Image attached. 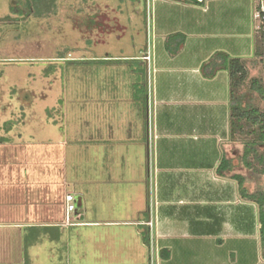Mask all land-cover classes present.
<instances>
[{
    "label": "crops",
    "instance_id": "1",
    "mask_svg": "<svg viewBox=\"0 0 264 264\" xmlns=\"http://www.w3.org/2000/svg\"><path fill=\"white\" fill-rule=\"evenodd\" d=\"M260 4L153 0L150 65L143 34L126 54H98L106 40L94 33L87 54L57 58L68 66L54 76L63 105L42 110L46 135L13 151L12 128L1 136L0 264H34L36 247L49 258L74 238L88 241L90 264H152L150 236L153 264H264L256 206L241 201L230 177L241 173V154L229 135L228 72L201 71L219 51L251 69ZM174 33L184 42L171 54L165 41ZM224 158L229 169L220 171ZM68 193L74 225L64 224ZM241 239L254 241L255 256L234 262L251 254L231 247Z\"/></svg>",
    "mask_w": 264,
    "mask_h": 264
},
{
    "label": "rangeland",
    "instance_id": "2",
    "mask_svg": "<svg viewBox=\"0 0 264 264\" xmlns=\"http://www.w3.org/2000/svg\"><path fill=\"white\" fill-rule=\"evenodd\" d=\"M24 1L19 0L20 7ZM54 10L48 15L30 14L24 17L11 9V0H0V136L6 134L8 127L12 128V151L17 150L18 146H24L29 137L40 141L46 135L39 129L42 116L47 115L44 113L46 111H42L45 107L59 105L57 113L59 108L61 110L63 101L59 94L62 91L57 79L54 82V76L59 71L64 73L68 66L57 58L71 60L79 52L87 54L82 51V47H88L93 42L94 33L98 38L99 35H105L106 40V44L96 48L98 54L103 51L112 54L135 51L136 41L141 38V34L147 48L146 0H55ZM91 11L105 13L100 17L107 25L104 24L103 29L84 32L74 25L72 17L90 14ZM260 38L259 32L258 42ZM254 60L255 64L252 63L239 93L245 95L252 105L263 109L264 99L250 88L252 78H259L264 86L262 62L257 57ZM248 138L236 137L240 154ZM12 163L14 165L15 162ZM251 163L252 168H246L241 161L240 170L246 177V187L250 191L264 190V173L260 172V165L255 160L251 159ZM241 201L250 202L243 198ZM73 241L74 245L70 244L64 249L56 245L55 252L50 253L49 258L43 247H36L33 252H37L38 258L34 264H90L88 241L77 243L75 238ZM231 247L245 248L251 252L246 256H232L234 262H247L255 256L252 240H235ZM257 248V258L261 259L263 257L259 245ZM78 249L84 251V256L78 258ZM55 255L59 259L54 263Z\"/></svg>",
    "mask_w": 264,
    "mask_h": 264
},
{
    "label": "trees",
    "instance_id": "3",
    "mask_svg": "<svg viewBox=\"0 0 264 264\" xmlns=\"http://www.w3.org/2000/svg\"><path fill=\"white\" fill-rule=\"evenodd\" d=\"M19 0H11V9L26 17L30 14L48 15L55 11V0H25L21 7ZM74 25L87 32L92 29H103L105 21L100 15L82 14L72 17ZM108 28V27H106ZM105 28V29H106ZM260 42L255 47L254 56L259 57L264 69V20L260 28ZM184 35L179 33L167 36L165 45L171 54H175L183 45ZM173 43H175L173 45ZM70 63V62H68ZM227 70L229 76V135L234 140L237 136L249 137L243 144L241 161L246 168H252L251 159L260 165V172L264 173V107L260 109L251 104L245 95L239 93L240 87L248 77V69L245 60L239 57H231L225 52H215L201 65L202 74L205 77H213L219 70ZM250 88L264 99V86L259 78H252ZM3 138L0 136V141ZM229 160L222 159L218 170H228ZM239 186L240 198L248 200L256 205L257 221L260 245L264 248V190L250 191L246 187V177L242 173L230 175ZM146 239V238H145Z\"/></svg>",
    "mask_w": 264,
    "mask_h": 264
},
{
    "label": "built area",
    "instance_id": "4",
    "mask_svg": "<svg viewBox=\"0 0 264 264\" xmlns=\"http://www.w3.org/2000/svg\"><path fill=\"white\" fill-rule=\"evenodd\" d=\"M152 1L153 0H146L147 2V36H148V43L146 51L143 55V59L150 65V63L153 61V27H152V14H151V8H152ZM257 16L261 20H264V0H261L260 8L257 11ZM65 202H66V209H65V225H74L76 224V208L75 204L73 203V196L72 194L68 193L65 196ZM149 226H152V221H149L147 223ZM149 252H150V261L153 264V261L155 258H157L158 250L156 246L153 243V239L150 236L149 238Z\"/></svg>",
    "mask_w": 264,
    "mask_h": 264
},
{
    "label": "water",
    "instance_id": "5",
    "mask_svg": "<svg viewBox=\"0 0 264 264\" xmlns=\"http://www.w3.org/2000/svg\"><path fill=\"white\" fill-rule=\"evenodd\" d=\"M192 1H197V0H192Z\"/></svg>",
    "mask_w": 264,
    "mask_h": 264
}]
</instances>
